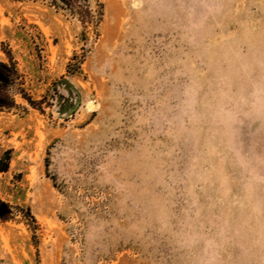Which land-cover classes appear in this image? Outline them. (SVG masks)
Segmentation results:
<instances>
[{"label":"rangeland","instance_id":"1","mask_svg":"<svg viewBox=\"0 0 264 264\" xmlns=\"http://www.w3.org/2000/svg\"><path fill=\"white\" fill-rule=\"evenodd\" d=\"M166 3L180 24L190 27L191 11L197 26L185 35L177 21L157 18L145 28L142 0H89L97 22L86 24L61 0H0V39L4 26L17 31L10 44L31 93L51 98L43 112L0 113V160L9 156L0 197L31 207L39 225L36 249L24 223H0L1 248L15 264H197L212 251L216 264H264V0ZM184 54L200 57L216 94L212 108H198L195 148L186 134L157 131L150 115V68ZM138 144L153 156L171 152L181 170L205 153L227 177L226 197L219 183L201 195L205 227L184 246L171 238L184 219L179 186L172 207L136 187L118 191L114 181L134 175L128 167L101 180L108 151ZM160 212L169 215L164 232ZM208 241L216 247L206 252Z\"/></svg>","mask_w":264,"mask_h":264},{"label":"clouds","instance_id":"2","mask_svg":"<svg viewBox=\"0 0 264 264\" xmlns=\"http://www.w3.org/2000/svg\"><path fill=\"white\" fill-rule=\"evenodd\" d=\"M195 3L196 0H192V4ZM181 8H183L182 3ZM191 15L192 13L189 11L188 23L190 27L182 25L179 23L180 14L172 11L171 4L166 3V0H142V12L139 18L145 28L156 22L157 18L165 22L175 20L177 23L173 27L182 28L186 35L191 27L197 26L191 24ZM199 59V56L193 59L184 54L183 59L170 60L159 67H152L147 74L149 78H155V92L151 95L155 102L154 111L150 110V115H153L156 120L157 131L172 137L186 134L193 138L194 148L199 138L200 128L198 125L203 119V114L198 111V108L202 105L212 108V101L216 96L212 91V80L202 79L209 69L199 67L196 62ZM173 67L175 70L171 71ZM181 78L183 79L181 80ZM205 85H207V91H205ZM213 114L219 116L221 112L216 111ZM141 122L147 123L148 121L145 119ZM140 148L141 146L138 144L135 149L127 152L108 151L104 158L106 162L99 165V171L104 174L101 180L113 181L114 171H122L128 167L134 175L124 173L126 183L114 181L118 191L126 187H136L141 190L142 195L154 194L165 203L171 204L172 207H175V203L171 198L179 186V191L185 197V207L181 208L184 219L181 221V231L171 232V238L176 244L184 246L190 242L196 228L203 229L205 227L201 218L203 208L200 203L201 195H207L213 189V185L219 183V188L215 190L222 191L223 196L226 197L230 191L227 187V177L222 174V170H217L215 166L211 165L205 153L198 151L195 155H190L181 170L179 162L172 158L171 152L153 156L140 152ZM72 172L75 174V167ZM156 188L161 191L155 193ZM154 219L160 224L159 231L164 232L169 229L168 214L160 212L154 216ZM149 223H151V219ZM208 223L210 227L214 226L211 220ZM219 235L224 236L223 229L220 230ZM215 247L216 245L212 241H208L206 252L208 248ZM215 256L214 251L208 252L207 258L201 259L197 264H216Z\"/></svg>","mask_w":264,"mask_h":264},{"label":"trees","instance_id":"3","mask_svg":"<svg viewBox=\"0 0 264 264\" xmlns=\"http://www.w3.org/2000/svg\"><path fill=\"white\" fill-rule=\"evenodd\" d=\"M3 3L5 0H1ZM24 1V0H15ZM68 4L69 11L76 14L82 24L94 22L95 10L89 5V0H61ZM74 4H73V3ZM61 8V7H60ZM62 9V8H61ZM35 11H38L34 8ZM7 30L3 32L4 38L0 39V113L21 114L27 112L29 108L44 111V106H50L49 96L42 95L35 97L26 81L25 75L17 59V51L10 44V39L17 31L9 26H4ZM9 156H6L0 163V168L6 171ZM22 222L30 231L31 241L38 249V223L31 207L24 203L10 202L8 199L0 197V223ZM0 264H15L8 253H3L0 241Z\"/></svg>","mask_w":264,"mask_h":264}]
</instances>
